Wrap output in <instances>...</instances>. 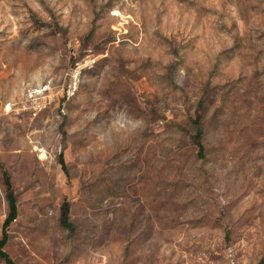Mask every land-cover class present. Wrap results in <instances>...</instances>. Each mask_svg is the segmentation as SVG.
Returning <instances> with one entry per match:
<instances>
[{"label": "rangeland", "instance_id": "rangeland-1", "mask_svg": "<svg viewBox=\"0 0 264 264\" xmlns=\"http://www.w3.org/2000/svg\"><path fill=\"white\" fill-rule=\"evenodd\" d=\"M10 192L11 264H264V0H0Z\"/></svg>", "mask_w": 264, "mask_h": 264}, {"label": "trees", "instance_id": "trees-1", "mask_svg": "<svg viewBox=\"0 0 264 264\" xmlns=\"http://www.w3.org/2000/svg\"><path fill=\"white\" fill-rule=\"evenodd\" d=\"M11 187H10V183L8 182V190H10ZM8 201H9V208H10V211H9V215L7 217V219L5 220V223H4V239H1L0 240V257L7 263V264H11L12 261L9 257V255L4 251V246H5V243H6V229L7 227L11 224V222L16 218V215H17V206H16V200L13 196V194L10 192V194L8 195ZM68 215H69V209L68 207H63V210H62V220L64 222V224L67 222L68 220Z\"/></svg>", "mask_w": 264, "mask_h": 264}]
</instances>
